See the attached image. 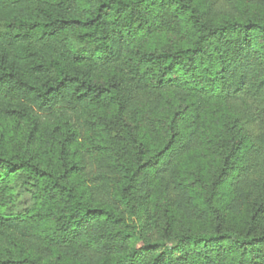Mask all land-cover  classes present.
<instances>
[{
	"label": "trees",
	"instance_id": "16d2710c",
	"mask_svg": "<svg viewBox=\"0 0 264 264\" xmlns=\"http://www.w3.org/2000/svg\"><path fill=\"white\" fill-rule=\"evenodd\" d=\"M0 264H264V0H0Z\"/></svg>",
	"mask_w": 264,
	"mask_h": 264
}]
</instances>
